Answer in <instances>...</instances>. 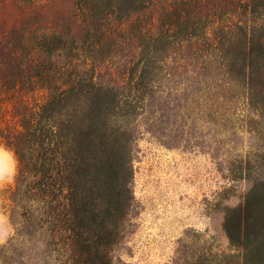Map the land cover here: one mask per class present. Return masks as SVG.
<instances>
[{
  "label": "trees",
  "instance_id": "trees-1",
  "mask_svg": "<svg viewBox=\"0 0 264 264\" xmlns=\"http://www.w3.org/2000/svg\"><path fill=\"white\" fill-rule=\"evenodd\" d=\"M71 1L67 17H52L51 0H0V142L20 161L12 202L19 209L35 202L55 264H113L135 209L129 130L147 97L176 90L178 72L196 75L210 63L250 89L264 88V35L251 34L248 22L230 23L237 10H227L229 0ZM128 7L140 28L148 24L153 48L137 47L147 60L130 68L128 81L105 83L94 67L77 63L87 40L77 44L70 27L82 20L96 36L124 31L111 17ZM250 208L248 198L246 223L260 217V206L258 214ZM229 236L242 245L239 234Z\"/></svg>",
  "mask_w": 264,
  "mask_h": 264
},
{
  "label": "rangeland",
  "instance_id": "rangeland-1",
  "mask_svg": "<svg viewBox=\"0 0 264 264\" xmlns=\"http://www.w3.org/2000/svg\"><path fill=\"white\" fill-rule=\"evenodd\" d=\"M51 1L48 15L71 13V0ZM113 2L116 6L117 0ZM131 9L111 17L124 31L96 36L95 31H83L82 20L70 27L77 44L87 40L77 63L94 67L105 83L128 81L130 68L139 59L147 60L137 47L149 43L143 29L148 24L144 21L140 28ZM227 10H237L229 14L230 23L248 22L251 34L264 35L260 0H229ZM102 13L95 12L97 17ZM97 17L84 19L95 24ZM172 48L179 46L171 47L170 57L177 51ZM174 85L176 90L147 97L130 126L135 209L113 264H250L255 258L264 264L263 86L250 89L217 63L196 75L178 72ZM14 186L0 187V215L12 228L8 243L0 248V264H55L51 234L41 225L35 202H24L19 209L12 202ZM248 198L254 214L260 206V217H249L246 223ZM230 233L239 234L242 245L234 244ZM243 244L260 246V251H247Z\"/></svg>",
  "mask_w": 264,
  "mask_h": 264
},
{
  "label": "clouds",
  "instance_id": "clouds-1",
  "mask_svg": "<svg viewBox=\"0 0 264 264\" xmlns=\"http://www.w3.org/2000/svg\"><path fill=\"white\" fill-rule=\"evenodd\" d=\"M20 171V161L16 152L7 144H0V187L16 182ZM12 234L10 221L0 215V248L5 246Z\"/></svg>",
  "mask_w": 264,
  "mask_h": 264
}]
</instances>
